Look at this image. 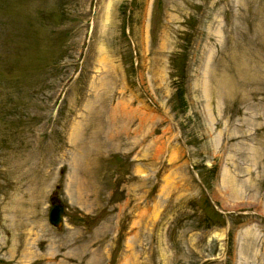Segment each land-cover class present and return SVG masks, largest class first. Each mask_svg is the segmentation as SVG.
Returning <instances> with one entry per match:
<instances>
[{"label": "rangeland", "instance_id": "374dc122", "mask_svg": "<svg viewBox=\"0 0 264 264\" xmlns=\"http://www.w3.org/2000/svg\"><path fill=\"white\" fill-rule=\"evenodd\" d=\"M0 264H264V0H0Z\"/></svg>", "mask_w": 264, "mask_h": 264}, {"label": "water", "instance_id": "95a60500", "mask_svg": "<svg viewBox=\"0 0 264 264\" xmlns=\"http://www.w3.org/2000/svg\"><path fill=\"white\" fill-rule=\"evenodd\" d=\"M51 205L48 210V221L54 226H59L64 215V206L57 201V192L54 191L50 198Z\"/></svg>", "mask_w": 264, "mask_h": 264}, {"label": "bare ground", "instance_id": "6f19581e", "mask_svg": "<svg viewBox=\"0 0 264 264\" xmlns=\"http://www.w3.org/2000/svg\"><path fill=\"white\" fill-rule=\"evenodd\" d=\"M148 116V115H147ZM15 203V202H14ZM14 203L12 202L11 204L12 205H10V207H9V210H8V212L10 213V216H12L15 212H14V210H15V207H14ZM20 206V205H19ZM24 210V209H23ZM4 213V212H3ZM26 213V212H25ZM21 215V214H20ZM18 218V217H17ZM20 218V217H19ZM32 219V218H31ZM9 222V221H8ZM30 226V225H29ZM29 230H30V228H29Z\"/></svg>", "mask_w": 264, "mask_h": 264}]
</instances>
